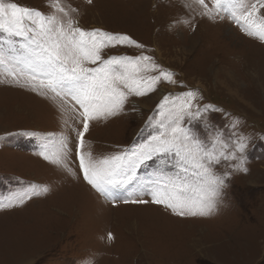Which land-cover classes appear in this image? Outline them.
I'll use <instances>...</instances> for the list:
<instances>
[{"label":"rangeland","instance_id":"374dc122","mask_svg":"<svg viewBox=\"0 0 264 264\" xmlns=\"http://www.w3.org/2000/svg\"><path fill=\"white\" fill-rule=\"evenodd\" d=\"M46 13L50 0H15ZM211 6V0H208ZM86 30L127 34L145 49L118 46L106 55L154 56L176 84L162 83L149 97L107 121H93L85 150L101 159L133 147L163 95L198 89L201 105H213L205 123L248 138L245 167L222 162L231 175L218 211L208 217H178L160 205H113L78 178V125L69 104L29 88L0 83V199L31 185L50 191L22 206L0 209V264H264V42L246 35L230 19L210 20L192 0H61ZM264 15V9H261ZM188 20L190 23H184ZM236 92V93H235ZM152 100L148 108L139 105ZM202 138L208 133L193 124ZM151 130L149 129V132ZM61 134L72 149L73 177L39 155ZM232 164L237 161H232ZM161 167L149 161L138 175L148 180ZM171 170V169H169ZM126 198L128 193L121 190ZM141 198L151 199L149 196ZM112 233L114 239H108Z\"/></svg>","mask_w":264,"mask_h":264},{"label":"snow or ice","instance_id":"6c2138e0","mask_svg":"<svg viewBox=\"0 0 264 264\" xmlns=\"http://www.w3.org/2000/svg\"><path fill=\"white\" fill-rule=\"evenodd\" d=\"M192 2L202 9L200 16L210 20L227 17L246 35L264 42V15L260 14L264 0H211V6L208 0ZM49 7L53 11L46 13L15 0H0V83L44 96L50 93L51 99L63 102L61 111L63 104H69L80 125L72 128L78 141V178L114 206L160 205L178 217L215 214L231 175L218 172L217 166L227 162L236 171H248L246 157L238 155L245 153L248 138L233 131L239 122L234 121L226 135L223 129L204 122L206 114L216 109L199 103L203 97L198 89L168 93L142 130L148 132L142 143L93 159L85 150L90 124L120 115L126 105L135 103L133 97H149L162 83L176 84L175 74L144 51L135 56L106 55V50L118 46L143 50L145 45L127 34L84 29L71 15L76 9L66 10L61 0H50ZM195 122L202 124L207 139L194 130ZM71 152L69 138L61 134L55 142H45L39 155L77 177L68 162ZM152 160H158L161 167L145 181L138 171ZM121 190L135 194L125 198ZM49 191L46 185H31L0 199V209L22 206ZM108 239H114L112 233Z\"/></svg>","mask_w":264,"mask_h":264},{"label":"bare ground","instance_id":"6f19581e","mask_svg":"<svg viewBox=\"0 0 264 264\" xmlns=\"http://www.w3.org/2000/svg\"><path fill=\"white\" fill-rule=\"evenodd\" d=\"M151 101L152 100H147V101L143 102L142 104H140L139 106L142 107V108H148L149 106H151V105H149Z\"/></svg>","mask_w":264,"mask_h":264}]
</instances>
